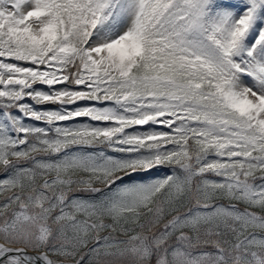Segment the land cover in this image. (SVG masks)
Instances as JSON below:
<instances>
[{
	"label": "snow or ice",
	"instance_id": "obj_1",
	"mask_svg": "<svg viewBox=\"0 0 264 264\" xmlns=\"http://www.w3.org/2000/svg\"><path fill=\"white\" fill-rule=\"evenodd\" d=\"M0 264H264V0H0Z\"/></svg>",
	"mask_w": 264,
	"mask_h": 264
},
{
	"label": "rangeland",
	"instance_id": "obj_2",
	"mask_svg": "<svg viewBox=\"0 0 264 264\" xmlns=\"http://www.w3.org/2000/svg\"><path fill=\"white\" fill-rule=\"evenodd\" d=\"M78 104H81V103H83V102H77ZM49 107H52L51 105H49ZM79 119H83V118H79Z\"/></svg>",
	"mask_w": 264,
	"mask_h": 264
}]
</instances>
